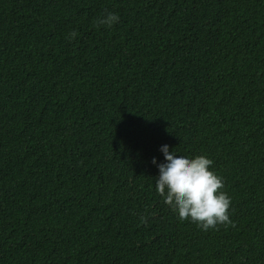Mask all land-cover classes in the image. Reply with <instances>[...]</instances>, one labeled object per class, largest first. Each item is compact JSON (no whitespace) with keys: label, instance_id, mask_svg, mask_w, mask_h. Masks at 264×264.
<instances>
[{"label":"trees","instance_id":"trees-1","mask_svg":"<svg viewBox=\"0 0 264 264\" xmlns=\"http://www.w3.org/2000/svg\"><path fill=\"white\" fill-rule=\"evenodd\" d=\"M162 144L228 223L163 203ZM0 264H264V0H0Z\"/></svg>","mask_w":264,"mask_h":264},{"label":"clouds","instance_id":"clouds-1","mask_svg":"<svg viewBox=\"0 0 264 264\" xmlns=\"http://www.w3.org/2000/svg\"><path fill=\"white\" fill-rule=\"evenodd\" d=\"M119 21L115 12L97 17L95 24L111 27ZM73 31L68 38L76 36ZM159 151L163 162L153 157L158 175L154 179L155 190L163 203L172 208L181 220L188 219L202 230L228 223L230 197L222 191L223 181L212 169V160L205 155H180L175 148L169 150L162 144Z\"/></svg>","mask_w":264,"mask_h":264}]
</instances>
